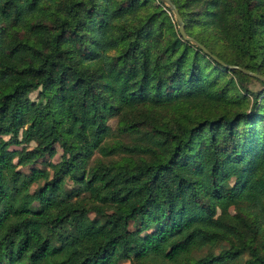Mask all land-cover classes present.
I'll use <instances>...</instances> for the list:
<instances>
[{
	"label": "trees",
	"instance_id": "trees-1",
	"mask_svg": "<svg viewBox=\"0 0 264 264\" xmlns=\"http://www.w3.org/2000/svg\"><path fill=\"white\" fill-rule=\"evenodd\" d=\"M173 2L264 74V0ZM169 11L0 0V264H264V80Z\"/></svg>",
	"mask_w": 264,
	"mask_h": 264
},
{
	"label": "water",
	"instance_id": "water-1",
	"mask_svg": "<svg viewBox=\"0 0 264 264\" xmlns=\"http://www.w3.org/2000/svg\"><path fill=\"white\" fill-rule=\"evenodd\" d=\"M159 1L165 3L173 11L174 16H175L177 23H178V30L184 38L189 39L190 41L195 43L197 46H199L202 50H204L206 53H208L211 57H213L214 59H216L220 63H223V64H225L227 66H231V67H237V68H239V69H241V70H243L249 74L254 75L257 78L264 80V74L252 71L250 69H247V68H244V67H241L238 65L227 64L221 58H219L216 54L212 53L204 44H202L200 41H198L197 39H195L193 36L189 35L186 32V30L184 28V21H183L180 13L178 11L176 4L173 2V0H159Z\"/></svg>",
	"mask_w": 264,
	"mask_h": 264
},
{
	"label": "rangeland",
	"instance_id": "rangeland-1",
	"mask_svg": "<svg viewBox=\"0 0 264 264\" xmlns=\"http://www.w3.org/2000/svg\"><path fill=\"white\" fill-rule=\"evenodd\" d=\"M161 3H163V2H161ZM164 5H166L165 3H163ZM167 6V5H166ZM168 7V6H167ZM169 8V7H168ZM169 12H170V15H171V17H173V18H175V16H174V13H173V11L169 8ZM175 20H176V18H175ZM176 22H177V20H176ZM177 25H178V23H177ZM252 89H258L260 86H259V84H257V83H255V84H251V86H250ZM35 92H32L31 93V97H35ZM109 124L112 126V128H114V126L116 125V119H115V117H113L112 119H110L109 120ZM6 137H8V136H6ZM127 139V138H126ZM34 144V142H30L29 143V146H31V145H33ZM19 145H13V146H11L10 148L11 149H19ZM56 148H57V153L51 158V160L52 161H58L59 159H60V153H61V149H60V147H59V145H56ZM46 158H39V159H37L36 160V162H34L33 164H31V165H24V166H21V165H19L18 167H17V169L18 170H21V171H23V172H26V173H28L29 171H30V169H31V167H44L45 166V162H46ZM47 169H49V168H47ZM67 184H68V186L69 187H72L73 186V184H72V182L71 181H67ZM35 185L36 184H34V183H32V187L34 188L35 187ZM231 209L233 210V208L231 207ZM106 210L107 211H112V207H110V206H107L106 207ZM90 215H94V213L93 212H91L90 213ZM120 264H129V262H128V260L127 259H124V260H120V262H119Z\"/></svg>",
	"mask_w": 264,
	"mask_h": 264
}]
</instances>
